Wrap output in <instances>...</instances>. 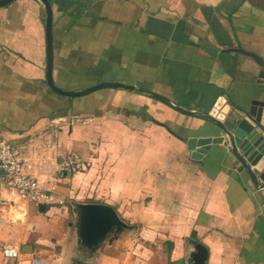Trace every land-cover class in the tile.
I'll list each match as a JSON object with an SVG mask.
<instances>
[{
    "label": "crops",
    "instance_id": "crops-1",
    "mask_svg": "<svg viewBox=\"0 0 264 264\" xmlns=\"http://www.w3.org/2000/svg\"><path fill=\"white\" fill-rule=\"evenodd\" d=\"M50 1L53 77L64 89L120 81L202 113L224 96L229 127L252 122L251 101H264L262 67L226 50L264 57V0ZM45 22L40 0L0 7V137L65 202L41 211L7 188L0 170V264H197L198 245L208 252L203 264H264V190L224 141L201 158L186 144L221 130L183 113L202 128L179 136L165 122L182 112L165 115L164 103L139 90L56 93L46 78ZM72 151L85 168L61 173ZM91 202L113 206L128 224L93 248L78 242L75 209ZM9 243L19 246L18 260L4 257Z\"/></svg>",
    "mask_w": 264,
    "mask_h": 264
},
{
    "label": "water",
    "instance_id": "water-1",
    "mask_svg": "<svg viewBox=\"0 0 264 264\" xmlns=\"http://www.w3.org/2000/svg\"><path fill=\"white\" fill-rule=\"evenodd\" d=\"M14 0H0V7L6 6ZM45 9L46 16V40H47V65L46 78L50 88L56 93L75 98L88 95L104 88H122L128 90H139L146 92L151 97L167 104L168 106L188 115H200L210 123L216 125L223 135L215 137H191L186 139L188 149L192 151L194 158H201L206 150L210 149L213 143L225 142L229 146L235 158L239 161L240 169L246 170L252 182L256 187L264 190V101L253 99L249 109L246 111L247 117L252 121L245 122L241 119L232 120L233 126L229 127L225 123L229 114L231 104L226 102L224 96H220L214 103V106L207 113H202L194 109L185 108L183 105L174 102L168 97L137 87L135 85L116 82L101 81L82 90H67L58 86L53 77L54 68V46H53V17L54 10L50 0H40ZM212 49H218L215 45L207 42ZM228 51L243 53L256 61L262 67L261 77H264V57L258 53L244 49L243 47H231ZM158 123V121L155 120ZM263 164V165H262ZM261 165V168L259 167ZM46 204H39V209L43 211ZM79 213V239L81 245L87 247H99L108 235L113 232H119L128 227V224L119 216L116 209L108 204L91 202L77 203L75 206ZM201 250L198 256L197 264H203L207 258V250L198 245Z\"/></svg>",
    "mask_w": 264,
    "mask_h": 264
},
{
    "label": "built area",
    "instance_id": "built-area-1",
    "mask_svg": "<svg viewBox=\"0 0 264 264\" xmlns=\"http://www.w3.org/2000/svg\"><path fill=\"white\" fill-rule=\"evenodd\" d=\"M31 160L5 138L0 137V170L7 177V188L23 201L36 204H64V200L58 198L55 186L50 189L44 187L43 183L31 172ZM85 168L81 155L72 151L62 162L59 171L61 173H77ZM2 253L8 260H18L20 249L17 244H5ZM30 264H44L39 257H33Z\"/></svg>",
    "mask_w": 264,
    "mask_h": 264
},
{
    "label": "rangeland",
    "instance_id": "rangeland-1",
    "mask_svg": "<svg viewBox=\"0 0 264 264\" xmlns=\"http://www.w3.org/2000/svg\"><path fill=\"white\" fill-rule=\"evenodd\" d=\"M143 88H146V87H143ZM164 96H166V95H164ZM176 102H178V101H176ZM161 103L163 105V102H161ZM178 103L180 104V101ZM164 105H165V108L163 107L161 110L164 112L165 115L178 114L176 110H173L174 108H169V106H167V104H165V103H164ZM168 109H170V111ZM152 110H153V114H155L156 116L159 115V110L157 111L155 106H154V108H151L149 111H152ZM181 115L182 116L178 115L177 117H174L175 123L172 121H170L169 124L167 122H165V124L167 125L168 129H170V131H172L173 133H176L179 136H184L185 134H188L191 130H193L194 132H200V130H201L200 128H202V127H198V126L193 125V123H192L193 121L190 120L189 118H187L188 116L184 115L183 113ZM186 129H188V130H186ZM111 235L113 236V233H111L108 236H111Z\"/></svg>",
    "mask_w": 264,
    "mask_h": 264
}]
</instances>
